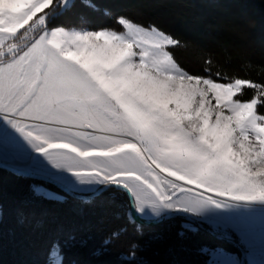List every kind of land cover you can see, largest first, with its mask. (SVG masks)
<instances>
[{"label":"snow or ice","instance_id":"obj_1","mask_svg":"<svg viewBox=\"0 0 264 264\" xmlns=\"http://www.w3.org/2000/svg\"><path fill=\"white\" fill-rule=\"evenodd\" d=\"M67 2L0 8V137L82 185L128 193L139 213L264 209V85L190 74L168 50L178 41L155 26L50 28ZM246 84L256 92L241 100Z\"/></svg>","mask_w":264,"mask_h":264},{"label":"trees","instance_id":"obj_2","mask_svg":"<svg viewBox=\"0 0 264 264\" xmlns=\"http://www.w3.org/2000/svg\"><path fill=\"white\" fill-rule=\"evenodd\" d=\"M82 16L92 26L109 25L118 16L155 26L178 41L169 51L186 71L264 85V0H73L50 24L78 25ZM255 92L247 86L237 96L248 100ZM7 173L0 168V197H4L0 205H5V212L4 199L9 196L15 212L2 220L0 264H47V246L43 255L26 257L15 245L24 239L34 247L32 240L38 235L48 244L57 243L63 264H210L205 247L237 250L202 228L185 227L180 217L154 225L131 220L126 213L128 195L120 189L109 188L90 200L65 192L63 199H53L36 194L32 184L56 186L9 173L20 180L9 193L1 184V174ZM53 213L57 220L46 221ZM69 219L82 230L69 227L64 221ZM61 230L64 233L58 236Z\"/></svg>","mask_w":264,"mask_h":264},{"label":"rangeland","instance_id":"obj_3","mask_svg":"<svg viewBox=\"0 0 264 264\" xmlns=\"http://www.w3.org/2000/svg\"><path fill=\"white\" fill-rule=\"evenodd\" d=\"M73 0H68L66 4L63 5H57L56 8L51 12L50 15V23L53 19V17L58 14V12L62 11L65 7H67ZM11 0H0V8L4 6L6 3H10ZM44 11H48V9H45ZM105 13V11H104ZM42 13H37V15H41ZM120 18H124L128 21H131L134 24L141 25L137 23L134 20H131L128 17L124 16H118L115 21L109 25L106 26H98L90 24L89 19L84 18V16L79 18L78 25L73 26H62V25H51L49 24L50 28L55 27H63L66 31H98V30H106V31H116V32H125L126 29L123 28V25L119 23ZM35 19V18H34ZM31 23V21L29 22ZM144 26V25H141ZM148 27V26H145ZM27 28V26H25ZM24 29H19L18 33L23 32ZM264 33V31H263ZM0 39H3V34H0ZM11 42V41H6ZM23 45V41H18ZM173 46V45H172ZM171 46H169L170 48ZM169 50V49H168ZM170 52V51H169ZM172 55V54H171ZM174 59V57H173ZM175 60V59H174ZM176 61V60H175ZM177 62V61H176ZM184 69V68H183ZM185 70V69H184ZM186 71V70H185ZM188 72V71H187ZM190 73V72H189ZM195 76H200L203 78H211L210 76H202L190 73ZM216 82H233L236 80H230V81H222L215 78H211ZM247 81V80H245ZM248 85H243L241 87L240 92L244 87H247ZM239 92V93H240ZM237 93V95L239 94ZM214 103V100H213ZM11 132V130H8ZM18 140V137H17ZM37 157H39V161H37ZM95 159V158H92ZM0 160L7 163L8 165H11L12 167H16L21 170H27L37 173H42L45 175H48L50 177H53L60 182L66 184L68 187H70L73 191L81 194H89L95 191L97 188L100 187V185H87V184H80L74 176H72L70 173L62 172L58 169L53 168L46 160L43 159V157H40V154L34 153L31 151V149L27 148H19L17 147L14 142L8 137L3 136L0 137ZM2 168V167H0ZM9 173L16 174L15 172L2 168ZM85 172L89 171L88 169L84 170ZM158 171V170H157ZM1 174V184L2 189H4L5 192H12L13 190H16L15 185L17 180L14 176L11 174ZM167 177L171 179H175L174 177H170L165 173ZM19 175V174H16ZM162 176V175H161ZM163 177V176H162ZM18 184V183H17ZM33 191L43 197L53 198V199H63L64 194L63 191H61L59 188L50 187L49 185L45 183H33L32 184ZM39 190V191H38ZM101 195V194H100ZM99 195V196H100ZM98 197V196H97ZM4 198L3 196L0 197V199ZM96 198V197H95ZM94 199V198H93ZM5 202H7L6 210L3 212V208L0 205V227L2 226V220L4 215L6 217L12 216V214L15 212V206H14V200L11 197H7L4 199ZM130 211V201H129V207L126 211L128 217ZM169 211L163 212L161 215L167 213ZM109 212L105 211L104 214H108ZM190 215L194 216L195 218L201 220L203 223H205L208 227L213 229L215 232L219 233L220 235L230 238L237 243H239L246 251V264H264V209H257L252 213L246 214L244 216H237L235 214H210V215H202L197 216L193 213H189ZM160 215V216H161ZM138 216L141 219L148 220V219H154L158 216L154 215L151 212L150 208H146L144 213H139ZM5 217V219H6ZM57 216L53 214H50L46 219V221L52 222L56 221ZM131 219V218H130ZM68 226H74L73 229H76L77 231L82 230L81 227H77L78 223L73 221L72 219L64 220ZM98 222H100L98 218ZM101 224V223H100ZM184 225H187V227L190 228H196L197 226L191 222L186 221ZM77 227V228H76ZM64 232L63 230L58 231L57 235L60 236ZM214 236V235H213ZM219 239V238H218ZM222 240V239H220ZM34 247L29 246L26 244V241L24 239H18L16 242V246L18 245L20 247V251H22V254L24 256H29L30 254L37 253V255H43V250L47 246L48 252L45 254L47 256V264H63V255L61 252V248L57 246V243L53 242L48 244L46 241V238L40 239L39 235L36 239L32 240ZM224 241V240H222ZM227 242V241H225ZM230 243V242H228ZM232 244V243H230ZM49 245V246H48ZM233 245V244H232ZM17 246V247H18ZM235 246V245H234ZM236 247V246H235ZM207 249V253L209 255V263L210 264H240V257L241 252L236 247V251L229 250L223 246H218L214 248L205 247ZM44 255V257H45Z\"/></svg>","mask_w":264,"mask_h":264},{"label":"water","instance_id":"obj_4","mask_svg":"<svg viewBox=\"0 0 264 264\" xmlns=\"http://www.w3.org/2000/svg\"><path fill=\"white\" fill-rule=\"evenodd\" d=\"M0 167L9 169V170L15 172L16 174H19V175H22V176H26V177H29V178H33V179H37V180H41V181L50 183V184L56 186L57 188H59L60 190H62L63 192L67 193L68 195H70L72 197H75V198H78V199L90 200V199H93V198L99 196L104 191L109 189V188H106L104 186H100L99 188H97L92 193L81 194V193H77V192L73 191L66 184H64V183L60 182L59 180H57V179H55L53 177H50L48 175H45V174H42V173H37V172H32V171H27V170H21V169H18L16 167H12L11 165H8L7 163H5V162H3L1 160H0ZM126 194L128 195V198H129V201H130L129 216H130L131 220H133L135 222H138L139 224L154 225V224L161 223V222H163L166 219H169L171 217L183 218L185 221H188V222H191V223L195 224L197 227L206 230L207 232H209L210 234L214 235L215 237H217L219 239H222L224 241L230 242L233 245H235L241 252L240 264H246V251L239 243H237L236 241H234V240H232L230 238H226V237L220 235L219 233L215 232L213 229L208 227L201 220L195 218L194 216L190 215L189 213H184V212H180V211H169V212H167V213H165V214H163L161 216H158V217H156L154 219H148V220L141 219L138 216V212L135 210L134 199L131 198L128 193H126Z\"/></svg>","mask_w":264,"mask_h":264},{"label":"bare ground","instance_id":"obj_5","mask_svg":"<svg viewBox=\"0 0 264 264\" xmlns=\"http://www.w3.org/2000/svg\"><path fill=\"white\" fill-rule=\"evenodd\" d=\"M158 171H159V170H158ZM161 175H162L163 177H167L165 173H161ZM167 178L170 179V180H172V179L169 178V177H167ZM180 183H183V182H180Z\"/></svg>","mask_w":264,"mask_h":264}]
</instances>
